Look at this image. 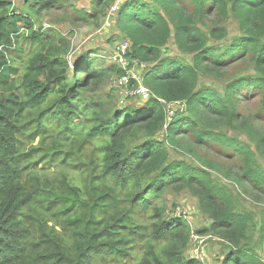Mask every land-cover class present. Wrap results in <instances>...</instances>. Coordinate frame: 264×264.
Here are the masks:
<instances>
[{"label": "trees", "instance_id": "obj_1", "mask_svg": "<svg viewBox=\"0 0 264 264\" xmlns=\"http://www.w3.org/2000/svg\"><path fill=\"white\" fill-rule=\"evenodd\" d=\"M40 1L11 11L9 0H0V264H201L185 256L192 236L188 222L166 220L158 203L172 189L199 199V211L212 224L198 234L226 244L225 264H264V218L259 226L237 209L228 187L206 169L173 160L170 150H189L193 145L186 148L181 138L189 134L198 146L212 141L243 160L231 182L264 191V168L255 151L218 132L228 127L247 134L264 157V134L238 112L239 101L253 91L264 96V0H190L194 14L185 13L178 0H126L116 26L131 45L128 57L152 64L142 78L153 98L112 117L95 112L82 125V142L73 139L75 122L101 103L82 106L80 92L103 71L87 60L76 71L86 78L70 81L71 64L62 58L66 49L49 44L47 32L36 28L40 7L50 3ZM214 11L218 22L210 33L217 40L229 36L230 15L238 22L241 34L226 48L209 45L195 23ZM173 29L179 50L194 55L191 64L163 56ZM8 50L26 63L22 75ZM249 56L253 76L222 92L199 88L201 73L219 77L227 65ZM161 100L185 103L187 110L169 122ZM163 132L165 139L157 140ZM37 138L41 144L28 149ZM92 143L99 153L87 158L84 146Z\"/></svg>", "mask_w": 264, "mask_h": 264}, {"label": "rangeland", "instance_id": "obj_2", "mask_svg": "<svg viewBox=\"0 0 264 264\" xmlns=\"http://www.w3.org/2000/svg\"><path fill=\"white\" fill-rule=\"evenodd\" d=\"M126 0H118L114 3H99V0H41L40 2H50L47 7H40V15L35 17L37 29H43L49 36V44L64 48L62 58L71 64L70 81L75 77L80 80L86 78L85 73L76 75L79 66L86 63L87 60L94 62L96 70L103 71L96 79L92 80L88 87L81 91L82 106L84 103L90 105L92 101L101 103L99 110L93 112L83 110L81 121H76L79 126L73 131V139L76 142H82L85 139L84 127L89 125L87 120L95 112L105 114L112 117L118 110H122L129 106H144L147 101L141 98L131 96V92L139 85H144L143 81L136 82L128 88H120L118 81L122 75L119 71L123 70V65L117 62L120 47L127 42V39L119 32L116 24L120 8ZM151 1V0H146ZM184 12L194 14L195 7L190 0H178ZM11 3V11L14 9H24L28 0H9ZM218 22L217 12L205 14L203 19L197 18L196 25L207 34L210 38L209 45L217 47H228L234 39L240 36L238 22L232 15L225 22L229 36L224 40H217L212 37L211 30ZM29 50V47L27 48ZM8 57L17 65L18 76L23 74L26 66L16 57L14 51H7ZM164 57L177 59L183 64H191L194 55L180 51L175 38V29L173 36L164 49ZM129 58V57H128ZM127 58V59H128ZM251 57L245 60L232 62L225 67L222 74L211 76L201 73L199 88L213 89L222 92L229 84L238 79L253 76L255 70L250 62ZM130 68L135 66L129 58ZM146 69L137 68L142 79L148 69L152 66L151 63H144ZM82 71V70H81ZM125 73V72H124ZM15 80L20 82V78ZM145 86V85H144ZM22 88L17 91L21 94ZM264 96L260 95L259 91H253L252 96L243 101H239L238 112L241 117H248L251 124L254 126L257 134H264V114H263ZM97 109V107H94ZM173 110L176 112H185L182 104L173 105ZM37 117L38 114H29ZM210 125L215 126L214 118H210ZM166 131V130H164ZM223 135L236 139L245 145L249 146L257 155L260 165L264 168V157L256 150V143L245 133L232 130L228 127L218 130ZM165 132L158 135L157 140L165 139ZM189 137V139H188ZM188 137L185 147L193 145L189 150H180L175 146H170L172 159L185 162L187 165L194 168H203L210 172L213 179L222 186L228 187L233 193L235 205L240 212L250 213L258 225L260 226L264 218V191L255 189L252 185L245 184L243 187L237 186L231 182V178L238 174L243 168V160L233 151L226 149L212 141L207 142L203 146H198L193 134ZM41 144V138H37L35 142L28 146V149L37 147ZM85 156L91 158L96 156L99 151L95 143L86 144L84 146ZM39 168H48L55 171L54 165H42L38 163ZM165 208L166 220L181 219L191 227L192 236L191 242L185 251V256L189 260H193L197 250L203 252V257L198 261L201 264H225L229 255V248L218 237L214 235H200L198 231L211 226V219L199 211V199L189 190L172 189L165 191L163 196L158 200ZM150 232V225L147 218L141 217V220ZM256 241L259 235H254ZM201 240H203L201 244ZM141 250L138 251L137 261L142 257Z\"/></svg>", "mask_w": 264, "mask_h": 264}, {"label": "built area", "instance_id": "obj_3", "mask_svg": "<svg viewBox=\"0 0 264 264\" xmlns=\"http://www.w3.org/2000/svg\"><path fill=\"white\" fill-rule=\"evenodd\" d=\"M130 49H131V45L128 42H125L120 47V53L118 54V57H117V62L123 65V69L125 72L124 75L121 77V79L118 81V86L120 88L122 87L128 88L129 86L134 85L136 82L140 83V80L143 81V78L141 79L140 74L137 71V68L146 69V66L143 64V62L132 60L135 67L133 69L130 68V64L128 60L129 59L128 54L130 53ZM130 95L141 98V100L143 101H149L153 98L151 91L144 85L143 86L139 85L135 90L131 92ZM161 103L166 106V110L168 112V120L169 122H171L173 120V117L177 113L175 110H173V105L175 104H168L162 100H161ZM176 104H182L185 109L183 111L187 110L185 103H176ZM202 242L203 240H201V244ZM202 257H203V252H201L200 250H197L194 254V258L196 260H199Z\"/></svg>", "mask_w": 264, "mask_h": 264}]
</instances>
